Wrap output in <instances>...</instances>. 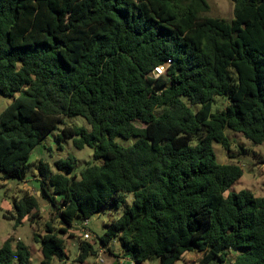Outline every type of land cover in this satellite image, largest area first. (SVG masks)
<instances>
[{
    "label": "trees",
    "instance_id": "obj_1",
    "mask_svg": "<svg viewBox=\"0 0 264 264\" xmlns=\"http://www.w3.org/2000/svg\"><path fill=\"white\" fill-rule=\"evenodd\" d=\"M231 1L228 20L206 16V0H0V95L12 98L0 113L3 176L20 178L66 116L89 131L64 125L61 135L103 159L79 178L73 157L56 171L36 163L51 210L43 235L33 234L42 264L66 258L72 226L118 208L126 193L131 205L97 237L104 251L118 244L134 264H175L190 251L201 253L197 264H264V197L228 191L243 170L212 149H229L226 129L264 143V0ZM215 96L227 102L212 112ZM115 136L137 140L122 147ZM38 209L25 193L8 217L17 226ZM13 241L0 245V264H30ZM77 242L75 262L97 257ZM229 250L240 251L233 262Z\"/></svg>",
    "mask_w": 264,
    "mask_h": 264
},
{
    "label": "rangeland",
    "instance_id": "obj_2",
    "mask_svg": "<svg viewBox=\"0 0 264 264\" xmlns=\"http://www.w3.org/2000/svg\"><path fill=\"white\" fill-rule=\"evenodd\" d=\"M209 8L206 16L232 19L233 3L231 0H206ZM17 96V94H15ZM12 102V98L0 95V113ZM227 99L222 96H215L211 103V111L222 110L225 107ZM158 113V112H157ZM64 125L83 127L89 131V124L83 117L66 116L64 124L59 125L58 129L48 133L39 144L31 151L28 164L20 178L4 177L0 171V245L8 238H13V246L16 241L24 243L30 251V264H42L39 252L40 241L33 239V234L43 235L45 223L50 218V203L44 197H39L36 192L39 190L37 178H39L36 163L39 160L47 162L52 171H56L55 161L64 159L68 156L76 160L75 167L71 175L79 178L80 171L88 164L100 166L103 164L102 158L93 157L94 150L90 147L77 149L72 142V138L61 135V129ZM224 135L228 139L229 149L226 150L220 144L212 142V149L216 160L221 164H237L243 174L239 180L234 182L228 191L248 190L256 197H264V143L253 144L247 140L241 133L225 130ZM137 140L136 137L122 138L115 136L113 141L122 147H128ZM25 193L38 196L39 209L31 213L30 218L24 219L19 225H15V219L8 216L14 212V200L21 199ZM57 199V197H56ZM59 202V201H58ZM132 194H124L123 201L118 208L113 205H106L96 214L88 219L86 229L89 231V239L97 250L102 249L97 237L101 236L108 224L119 217L126 206L131 205ZM14 214V213H13ZM76 223L72 226L70 232L73 237L64 236L66 240V258L59 260L53 258L49 264H130L133 262L127 257L121 256V250L118 244H115L112 251L108 253L102 249L99 261L96 257H88L84 263L75 262L74 252L78 247L77 240H83L82 233L77 230ZM55 227L57 223L54 222ZM240 254L239 250H229L226 256L227 262H233L235 257ZM201 256L200 252H186L175 264H197ZM141 264H158L157 259L147 260ZM210 264H217V260Z\"/></svg>",
    "mask_w": 264,
    "mask_h": 264
},
{
    "label": "built area",
    "instance_id": "obj_3",
    "mask_svg": "<svg viewBox=\"0 0 264 264\" xmlns=\"http://www.w3.org/2000/svg\"><path fill=\"white\" fill-rule=\"evenodd\" d=\"M163 70H164V67L163 66L156 67L154 69V71H153V76L154 77H157L158 75H160L162 73ZM87 221H88V219L80 222L76 226L77 227V230L82 233V237H83L84 240L85 239H89V237H90L89 231L86 229ZM101 252H102V249L99 250V252L97 254V257H96L99 261H101V259H100ZM130 264H132V263H130Z\"/></svg>",
    "mask_w": 264,
    "mask_h": 264
},
{
    "label": "crops",
    "instance_id": "obj_4",
    "mask_svg": "<svg viewBox=\"0 0 264 264\" xmlns=\"http://www.w3.org/2000/svg\"><path fill=\"white\" fill-rule=\"evenodd\" d=\"M36 194H39L38 191L36 192Z\"/></svg>",
    "mask_w": 264,
    "mask_h": 264
},
{
    "label": "water",
    "instance_id": "obj_5",
    "mask_svg": "<svg viewBox=\"0 0 264 264\" xmlns=\"http://www.w3.org/2000/svg\"><path fill=\"white\" fill-rule=\"evenodd\" d=\"M69 176V175H68ZM75 250H77L76 248H75Z\"/></svg>",
    "mask_w": 264,
    "mask_h": 264
}]
</instances>
